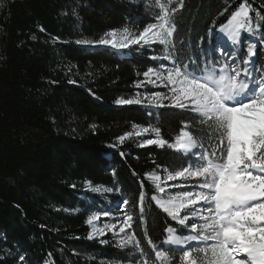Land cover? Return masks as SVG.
I'll return each mask as SVG.
<instances>
[{
  "label": "trees",
  "instance_id": "16d2710c",
  "mask_svg": "<svg viewBox=\"0 0 264 264\" xmlns=\"http://www.w3.org/2000/svg\"><path fill=\"white\" fill-rule=\"evenodd\" d=\"M153 2L0 0V264H160L153 247L171 250V264H181V251L163 247L175 224L154 204L148 176L187 166V157L167 145L119 140L135 127L158 128L174 143L194 114L168 102L148 111L116 101L136 99V84L157 58L168 65L164 54L201 67L221 59L215 35L245 2L253 31H241L240 61L252 46L249 70L264 73V0H182L183 7L172 0L174 49L135 46L119 57L77 43L124 29L138 35L161 13ZM88 184L112 189L110 203L127 202L130 246L110 235L88 238L87 220L101 210Z\"/></svg>",
  "mask_w": 264,
  "mask_h": 264
},
{
  "label": "snow or ice",
  "instance_id": "6c2138e0",
  "mask_svg": "<svg viewBox=\"0 0 264 264\" xmlns=\"http://www.w3.org/2000/svg\"><path fill=\"white\" fill-rule=\"evenodd\" d=\"M171 3L172 0L167 3L156 0L161 10L160 23L148 24L138 35L124 29L126 42L119 47L159 43L166 49H174L171 38L176 26L170 23L169 17L177 9H170ZM180 7H183L182 0ZM242 30L253 31L246 2L239 5L220 29L233 45L240 42ZM107 35L114 37L116 33ZM77 43L92 42L78 40ZM98 43L117 47L114 41L104 38ZM220 47L221 59L214 60L211 66L206 63L201 67L197 61L184 64L169 54L163 59L171 61V68L163 72L149 68L144 73L145 77L155 76L156 79H149V83L159 81L169 90L168 93H153L150 103L161 107L166 106L163 101L168 100L167 106L194 114L174 143L161 138L158 128L151 129L156 138L148 139L147 144L167 145L187 157V166L173 171L165 169L168 171L166 179L192 181L172 185L187 189L177 195L168 199L153 196L152 199L174 221L190 230L188 234H178L171 227L166 230L165 243L181 250V264H264V73L257 77L249 70L250 58L255 55L252 46L248 48L243 67L233 62L235 57L233 60L227 58L232 53L227 52L224 45ZM116 103L139 104L141 100L118 99ZM194 128L197 131H193ZM149 131L143 129L144 133ZM150 175L156 189L163 193L160 177L155 173ZM140 200L143 201V193ZM183 209L188 211L181 215ZM99 218V215H92L87 220L93 233L103 235L104 229L113 230L115 225L97 228L94 222ZM132 219L126 214L119 231L130 228ZM88 238L92 239V233ZM148 243L152 241L149 239ZM153 251L160 264H171V250L153 247Z\"/></svg>",
  "mask_w": 264,
  "mask_h": 264
},
{
  "label": "rangeland",
  "instance_id": "374dc122",
  "mask_svg": "<svg viewBox=\"0 0 264 264\" xmlns=\"http://www.w3.org/2000/svg\"><path fill=\"white\" fill-rule=\"evenodd\" d=\"M154 4H156V2L150 3L151 6H153ZM159 23H160V20L156 19L155 24L158 25ZM115 33H116V35L114 37L116 38L115 43L117 44V47H115L114 49H110V50L115 51L117 53V55H119V57L126 56L125 51H127L131 47H135V46L140 47V46L145 45V44L141 43V44H129V46L126 48L119 47L120 44L126 42L125 37L127 36V34L125 32H115ZM215 40H216V47H217L218 53L220 55H222V50H221L220 45H224L227 52L232 53V56H228L227 58L229 60H233V57H235L236 59L233 60V62L242 63L240 61L241 55H238V52L242 51L241 50V37H240V42L233 45L232 42L227 39L226 35L224 37H220V34L217 32V34L215 35ZM155 44L158 45L159 43H152L150 45H155ZM88 45H90V44H83V46H86L85 48H88L87 47ZM105 46L109 47V45H105ZM240 52H239V54H240ZM225 55H226V53H225ZM164 56H166V55L164 54ZM159 59L160 58H157V60L155 61L156 62V68H155L156 71L163 72L164 69L172 67V63L170 60L164 59L168 64V65H165ZM241 66H242V64H241ZM260 75L261 74H259L258 76H260ZM149 79L155 80L156 78H155V76H151V75H150V77L143 76L142 80L140 82H138L135 86L136 89H139V91H137L135 95H136V99L141 100V103L145 106V108L148 111H157L159 107L154 106L152 103L149 102L153 93H157V92L168 93L169 90H168V88L160 85L159 81H157L156 83H149L148 82ZM152 90H158V91L152 92ZM145 98H148V99H145ZM164 102H168L170 104V101H168V100H164L163 103ZM133 104H136V103H133ZM122 105H132V104H122ZM136 132H141V135H139V136L135 135ZM131 133H132V135L126 134L123 137L124 138L123 140H121V139L119 140V143H127L128 142V143H132L135 146L143 147L146 145H150V144L146 143V141L148 139L156 138L155 132L150 130L149 132L144 133L143 128H139V127H135ZM141 145H143V146H141ZM158 147H160V146H158ZM172 150H174V149H172ZM167 175L168 174L158 175L160 177L159 183H161V187H163L165 189V191L163 193H161L159 191L157 193V189L155 187V184H154V182H152L153 179L151 178V176H148V178L151 181L148 179L147 180L150 181L156 189L157 195L155 194V196L162 197L164 199H168L170 196L177 195L178 193H181V192L187 190L186 188H182V187H172V185H180V184H186V183L192 182V181H183V180H179V179L174 180V181H169L166 179ZM94 188H99L101 190L100 191H93L92 189H94ZM84 191L95 194L97 197V200L99 201L97 203V207L100 208L101 210L94 211L90 215V216L99 215V217H100L99 220L94 222L95 226L99 229H104V225H115L113 230L109 231L108 229H104V234L100 235L98 233H93L92 226L87 223L89 226V229H90L89 234L92 233V236H93L92 239L93 238L99 239V238L104 237L105 235H110L112 237V241L115 244H117L118 247L124 248V247L130 246L131 245V242H129L130 237L127 234L128 228H125L124 232L119 231V228L121 226H123V222L126 220L127 211H126V207H125V202L120 201L119 203H110L109 196L112 193L110 191H104V188H101V187H94V186H91L88 184L85 186ZM153 202L155 205H157L155 200H153ZM186 211H188V209H183L181 212V215H183L184 212H186ZM105 213H107V215H105ZM165 214H167V213H165ZM173 222L177 225L178 228H180L181 230H184L186 232V234H188V232L190 231L189 229L185 228L184 225H180L177 221L173 220ZM190 222L191 221H189L188 223H190ZM122 244H123V247H121ZM163 247L167 248V247H169V245L167 243L163 242ZM140 264H144V263H140Z\"/></svg>",
  "mask_w": 264,
  "mask_h": 264
},
{
  "label": "bare ground",
  "instance_id": "6f19581e",
  "mask_svg": "<svg viewBox=\"0 0 264 264\" xmlns=\"http://www.w3.org/2000/svg\"><path fill=\"white\" fill-rule=\"evenodd\" d=\"M227 24V23H226ZM225 24V25H226ZM218 33L220 34V37H224L225 35H224V33H222L220 30L218 31ZM104 39H108V40H112V41H114L115 42V40H116V38L115 37H111V36H108V35H106L105 37H104ZM102 45H109V47L111 46V44H102ZM108 47V46H107ZM112 47V46H111ZM175 151V150H174ZM177 153H182L181 151H177ZM182 155H183V153H182ZM184 156V155H183ZM153 182V181H152ZM161 211H163L158 205H156ZM164 212V211H163ZM171 219V218H170ZM172 221V220H171ZM173 222V221H172ZM174 223V222H173ZM175 224V223H174ZM176 225V224H175ZM93 237V236H92ZM164 242V241H163ZM162 242V243H163Z\"/></svg>",
  "mask_w": 264,
  "mask_h": 264
},
{
  "label": "water",
  "instance_id": "95a60500",
  "mask_svg": "<svg viewBox=\"0 0 264 264\" xmlns=\"http://www.w3.org/2000/svg\"><path fill=\"white\" fill-rule=\"evenodd\" d=\"M91 45V46H90ZM88 45L87 47L88 48H92V49H97V48H107V46H104L102 44H99V43H94V44H90ZM83 46V45H82ZM83 47H86V46H83Z\"/></svg>",
  "mask_w": 264,
  "mask_h": 264
}]
</instances>
